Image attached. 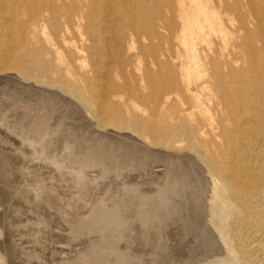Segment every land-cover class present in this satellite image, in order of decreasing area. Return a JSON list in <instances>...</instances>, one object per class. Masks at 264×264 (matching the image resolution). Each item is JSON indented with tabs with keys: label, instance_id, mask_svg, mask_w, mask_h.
I'll list each match as a JSON object with an SVG mask.
<instances>
[{
	"label": "bare ground",
	"instance_id": "obj_1",
	"mask_svg": "<svg viewBox=\"0 0 264 264\" xmlns=\"http://www.w3.org/2000/svg\"><path fill=\"white\" fill-rule=\"evenodd\" d=\"M0 42V77L95 128L97 166L159 158L161 190L206 174L200 264H264V0H0ZM6 217L0 189V264Z\"/></svg>",
	"mask_w": 264,
	"mask_h": 264
},
{
	"label": "rangeland",
	"instance_id": "obj_2",
	"mask_svg": "<svg viewBox=\"0 0 264 264\" xmlns=\"http://www.w3.org/2000/svg\"><path fill=\"white\" fill-rule=\"evenodd\" d=\"M8 79L0 77L6 264H200L214 257V242L204 228L205 185L186 191L189 182L206 174L186 180L184 187L161 190L164 179L150 175L163 166L159 158L133 162L122 153L117 167L108 159L101 168L89 158L98 146L95 128L83 114L60 107L48 95L29 96L35 91ZM36 113L48 124L35 133L30 121Z\"/></svg>",
	"mask_w": 264,
	"mask_h": 264
}]
</instances>
